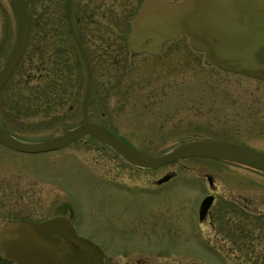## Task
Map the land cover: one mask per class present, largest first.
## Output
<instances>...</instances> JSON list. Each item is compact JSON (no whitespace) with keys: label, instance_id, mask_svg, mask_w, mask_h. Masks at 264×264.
<instances>
[{"label":"rangeland","instance_id":"374dc122","mask_svg":"<svg viewBox=\"0 0 264 264\" xmlns=\"http://www.w3.org/2000/svg\"><path fill=\"white\" fill-rule=\"evenodd\" d=\"M142 1L72 0V18L75 13L91 73L89 119L153 155L196 138L231 140L264 152V81L207 64L187 34L166 42L158 55L132 54L127 21ZM53 2L55 15L61 16L65 0ZM16 31L9 1L0 0V66ZM63 31L61 22L30 20L23 56L1 92L0 116L25 141L58 135L82 121L87 80L78 48L73 44L70 50L68 71L56 67L58 86L46 75L47 54L60 50L58 34ZM14 93L17 101L9 97ZM20 95L28 107L17 106ZM166 173L174 177L163 190L144 189ZM209 189L216 195L212 215L197 228L212 246L203 248L194 243L192 229L199 201ZM74 199L77 228L102 246L104 214L121 216L126 227H133L134 238L164 248L169 236L161 234L156 220L166 217L169 233L188 228V264H264V172L210 157L180 158L160 169L136 168L89 135L38 153L0 146V223L68 215ZM245 214L251 241L235 244L229 228L241 226ZM117 226L118 235L128 234Z\"/></svg>","mask_w":264,"mask_h":264},{"label":"water","instance_id":"95a60500","mask_svg":"<svg viewBox=\"0 0 264 264\" xmlns=\"http://www.w3.org/2000/svg\"><path fill=\"white\" fill-rule=\"evenodd\" d=\"M8 1L17 31L12 49L0 67V91L20 61L30 32L24 0ZM67 20L86 71L82 121L58 135L37 141L19 140L0 124V143L21 152L38 153L63 148L89 134L143 168L185 157H210L264 172V152L238 142L196 138L153 155L132 148L104 126L89 120L92 80L86 53L73 24L72 0H67ZM128 22L127 44L132 54L158 55L166 42L187 34L190 46L204 53L207 64L264 81V0H144ZM212 200V195H208L201 201L200 218ZM0 253L15 264H104L100 246L77 234L62 216L40 222L15 220L0 226Z\"/></svg>","mask_w":264,"mask_h":264},{"label":"flooded vegetation","instance_id":"af4514ba","mask_svg":"<svg viewBox=\"0 0 264 264\" xmlns=\"http://www.w3.org/2000/svg\"><path fill=\"white\" fill-rule=\"evenodd\" d=\"M143 1H142V3H143ZM142 3H140L137 6L135 11L132 13V15H134L140 9ZM23 53H24V51H23ZM22 56H23V54H22ZM22 56H21V58H22ZM21 58H20V60H21ZM5 84L3 85V87L0 91V96H1V92H2ZM10 96H12V99L17 101V94L14 93V94L9 95V97ZM0 102H1V99H0ZM0 124L8 132H10L12 135H14L16 138H18L19 140H23L21 137L12 133L9 130V128L6 125H4V124H6V119L3 116H0ZM105 128H107L109 130L108 127H105ZM110 132H112V131H110ZM85 135H89V134H85ZM114 135L117 138H119L120 140H122L123 142H125L126 144H128L129 146H131L128 142L123 140L120 137V135H116V134H114ZM89 136H92V135H89ZM92 137H94V136H92ZM95 139H97V138H95ZM76 140H74V141H76ZM97 140H99V139H97ZM23 141H25V140H23ZM102 143L108 149L112 150L115 154H117L118 156L123 158L121 155H119L114 149H112L106 143H104V142H102ZM0 146L2 148L4 147V148H6L9 151L14 152V153L21 152V151L12 149L10 147H7V146L3 145L2 143H0ZM131 147L134 149L140 150V149L135 148L133 146H131ZM140 151H142V150H140ZM142 152H145V151H142ZM23 153H27V152H23ZM145 153H147V152H145ZM148 154H150V153H148ZM123 159H125V158H123ZM125 160L128 161L127 159H125ZM128 162L133 167L141 168V169H160L161 167L168 164V163H165V164H162V165H159L156 167H152V168H143V167H140V166H138V165H136L130 161H128ZM164 177H166V179L159 181V179H162ZM173 177H174V173H166L165 175L161 176L160 178L153 180L151 185L143 186V187H144V189L147 188L148 190H151V189L163 190V188H165V184H167L169 181H171V179ZM207 179H208V184L210 186H212L213 181H212L211 177L209 179V176H208ZM111 183H113L115 185V181L112 180ZM116 184H119V183L116 182ZM213 192L214 191L212 189H209L203 195V197L200 199L199 205H198V211L196 213L197 215L194 218V222H195L194 227L192 229V231L194 233L193 235L197 239L196 242H194V243L197 246H201L203 248H209L208 246L211 244L209 243V240H207V239L205 240L203 237L200 236L197 226L203 225L204 222L209 220V217L212 215L210 210L212 208V205H213L215 197H216L215 194L214 195L212 194ZM208 195H212L213 200H212L209 208L207 209V211L200 218L199 217V207H200L201 201ZM231 205H232V208H231L232 210H235L237 208L236 204L234 202ZM243 210H244V212L248 211L247 205H245V207L243 206ZM61 216L67 218L70 221V223L75 228L77 234L84 236L80 233V230L77 228V225H76V222L78 219H77V209H76V205H75V199H74V205H71V208L69 209L68 215H61ZM50 218H52V217H50ZM45 219L46 218H40V219H36V220L35 219L34 220L33 219L32 220L31 219H23L21 217L20 218H10L9 220H6L5 222L0 223V226H4L7 223H9L11 221H15V220L40 222V221H43ZM214 219L215 218H211V220H214ZM243 219L244 220L241 221L242 222L241 226L238 225V227L235 226V227L229 228L228 235L231 236L230 238L235 244L239 243L241 241H243L245 244H250V241H251L250 237L246 238V236H249L252 233L251 228H249V224L245 222V221H248L246 214L244 215ZM130 220H132L133 223L135 222L134 218H130L128 221H130ZM215 220L217 221V219H215ZM156 221L158 222V225H159L158 230L161 232V234H163L164 236H169V237H167V240L169 241V246H167L166 248H164L163 245L156 246L155 244L142 243L136 237L134 238V235H136V234L134 233L133 227H126L124 224L125 219H123L121 216L114 215L111 213L104 214V216H103V224H105V226L103 227V230H105V232L107 233L106 234L107 237L103 238V246L101 244H99L98 242H96L91 237H87V236H84V237L91 239L93 242H95L96 244H98L100 246V248L103 251V263L104 264H188L187 263V252H186L187 241H188L187 240L188 239V228H187V226L181 227V229H178L181 236H182L181 240H180V238L178 237V232H176L178 230H174V232L169 233V231L172 230L170 228H167V224L169 223L170 219L168 220L166 217H161V218H158ZM210 223L212 224L213 222L211 221ZM117 225H119L121 228L125 229L126 232H128V234L127 235H118L117 234V232H118V226ZM178 239H179V244L177 243ZM249 239H250V241H249ZM175 240H176V242H175ZM170 241H171V244H170ZM0 264H15V263L4 259L0 253Z\"/></svg>","mask_w":264,"mask_h":264},{"label":"trees","instance_id":"16d2710c","mask_svg":"<svg viewBox=\"0 0 264 264\" xmlns=\"http://www.w3.org/2000/svg\"><path fill=\"white\" fill-rule=\"evenodd\" d=\"M25 4L27 6L28 12H29V17L30 20L33 23H37V22H42V20H44V22L46 21V23L48 25H50V22H52V20H54L55 22H61L62 23V27L65 25L66 31H63L62 33L58 34L59 35V46H60V50H57L56 52L53 53H49L47 54V63L49 64V71L47 72L46 75H52V81L51 84L53 83V85H57L56 77L54 74H56V67H59V69L63 70L64 68L67 69V71L69 70V54L71 53L70 50L73 49V44L74 46H76L75 41L72 37L71 31L68 27V21H67V12L66 10H64V13L59 16L55 15L54 11H53V1L54 0H24ZM65 3L67 4V0H65ZM66 8V7H65ZM52 12V13H51ZM53 15V16H52ZM132 15V14H131ZM130 18V17H129ZM128 18V19H129ZM73 22H74V26H75V30L77 31V34L80 36V32L79 29L77 28V17L74 13L73 15ZM128 22V21H127ZM128 27L129 24L127 23ZM52 43V41H51ZM77 48V46H76ZM40 57V56H39ZM35 62H41V60L39 58H37V60H35ZM53 90H55L56 88H52ZM25 98L20 95L19 99H18V104L13 102V104H17V106L19 108H21V106H25L27 105L28 107V101L24 100ZM49 101V100H48ZM31 102V101H29ZM6 125V124H4ZM22 138V137H21ZM25 138V137H24ZM24 138H22L23 140H25Z\"/></svg>","mask_w":264,"mask_h":264}]
</instances>
